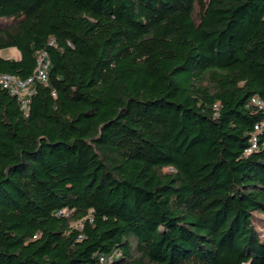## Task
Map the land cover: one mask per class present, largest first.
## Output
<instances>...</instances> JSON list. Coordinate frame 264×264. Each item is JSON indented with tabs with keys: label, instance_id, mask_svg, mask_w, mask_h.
<instances>
[{
	"label": "trees",
	"instance_id": "16d2710c",
	"mask_svg": "<svg viewBox=\"0 0 264 264\" xmlns=\"http://www.w3.org/2000/svg\"><path fill=\"white\" fill-rule=\"evenodd\" d=\"M42 51L28 111L0 83V264H264V0H0V74Z\"/></svg>",
	"mask_w": 264,
	"mask_h": 264
},
{
	"label": "built area",
	"instance_id": "2783aa9c",
	"mask_svg": "<svg viewBox=\"0 0 264 264\" xmlns=\"http://www.w3.org/2000/svg\"><path fill=\"white\" fill-rule=\"evenodd\" d=\"M50 66V60L48 58V52L42 51L37 55V66L35 73L29 78L22 79L13 74H0V83L3 87L8 89L12 94L19 97L22 108L28 111V107L31 101V95L34 91L33 83L35 81L46 82L48 80V70ZM254 102L261 104L259 98L254 97ZM258 130H261V126H257ZM257 137L254 136L251 145L246 149V153L252 152L258 146ZM62 210L60 211V213ZM64 212H67L66 210ZM102 261H105L104 257H101Z\"/></svg>",
	"mask_w": 264,
	"mask_h": 264
},
{
	"label": "crops",
	"instance_id": "0c3cea01",
	"mask_svg": "<svg viewBox=\"0 0 264 264\" xmlns=\"http://www.w3.org/2000/svg\"><path fill=\"white\" fill-rule=\"evenodd\" d=\"M10 49L13 50V52H9L6 57H11L10 53H12L14 58L19 59L21 57V53H20L21 51H19L17 48L14 49V47H11V48L8 49V51Z\"/></svg>",
	"mask_w": 264,
	"mask_h": 264
},
{
	"label": "rangeland",
	"instance_id": "374dc122",
	"mask_svg": "<svg viewBox=\"0 0 264 264\" xmlns=\"http://www.w3.org/2000/svg\"><path fill=\"white\" fill-rule=\"evenodd\" d=\"M14 49H16V48L14 47ZM9 52H13V50L10 49V50L8 51V49H6V50L4 49V50H3V55H4V56H7V54H8ZM10 55H11V57H13L12 53H10ZM13 58H14V57H13ZM79 224H80L79 222H75V223H74L75 226H79Z\"/></svg>",
	"mask_w": 264,
	"mask_h": 264
}]
</instances>
